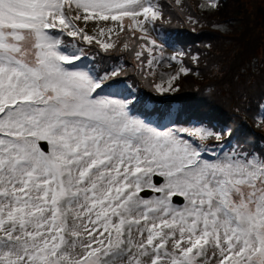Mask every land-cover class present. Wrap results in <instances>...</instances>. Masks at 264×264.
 Returning a JSON list of instances; mask_svg holds the SVG:
<instances>
[{"label": "snow or ice", "instance_id": "1", "mask_svg": "<svg viewBox=\"0 0 264 264\" xmlns=\"http://www.w3.org/2000/svg\"><path fill=\"white\" fill-rule=\"evenodd\" d=\"M170 23L159 0H0V264H264V144L153 120L89 63L123 50L155 77Z\"/></svg>", "mask_w": 264, "mask_h": 264}, {"label": "trees", "instance_id": "2", "mask_svg": "<svg viewBox=\"0 0 264 264\" xmlns=\"http://www.w3.org/2000/svg\"><path fill=\"white\" fill-rule=\"evenodd\" d=\"M170 24L161 25L159 35L166 44L178 47L185 55L184 65L191 69L179 78L176 91L159 93L155 77L142 78L130 53H92L101 69L122 67V78L136 90V97H146L157 112L164 102L178 105L186 114L185 123L194 119L217 130L237 129L242 123L233 116L239 108H252L264 93V0H218L213 12L201 10L199 0H159ZM189 17L192 20H189ZM161 32V33H160ZM234 36H233V35ZM198 56V62L191 57ZM169 106V105H168ZM241 142L264 144V136L241 128Z\"/></svg>", "mask_w": 264, "mask_h": 264}, {"label": "rangeland", "instance_id": "3", "mask_svg": "<svg viewBox=\"0 0 264 264\" xmlns=\"http://www.w3.org/2000/svg\"><path fill=\"white\" fill-rule=\"evenodd\" d=\"M208 2L209 0H199V3H200L199 8L201 10H207L210 13V12H213L214 10L206 7ZM201 5H205V7H201ZM85 28H86V31H89V34H93L95 32L94 22L92 21L88 22ZM160 39L165 43L166 36L164 34H160ZM176 52H181V50L178 47H174L171 45H168V46L165 45L164 59L163 61L160 62L159 66L154 67L155 77L158 79L159 82L161 80H166L169 75L174 74L178 70L179 65L176 64V62L170 60L171 55L175 54ZM169 64L171 65V67L168 66ZM126 84L129 85L128 83ZM148 105L152 106L154 104L148 102ZM193 126H199V123L192 122L191 125L187 127H193Z\"/></svg>", "mask_w": 264, "mask_h": 264}]
</instances>
